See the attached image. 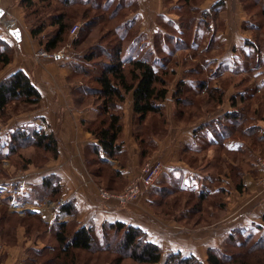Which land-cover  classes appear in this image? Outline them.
Returning <instances> with one entry per match:
<instances>
[{
    "label": "crops",
    "instance_id": "obj_1",
    "mask_svg": "<svg viewBox=\"0 0 264 264\" xmlns=\"http://www.w3.org/2000/svg\"><path fill=\"white\" fill-rule=\"evenodd\" d=\"M20 2L0 0V8L9 15L18 13L22 25L19 43L0 31L15 48L0 80L18 70L31 78L42 95L40 107L14 115L12 121L18 127L43 128L59 143L57 159L25 171L29 195L70 199L71 209L61 221L72 232L106 222L139 227L162 248L164 259L181 253L207 264L208 250L221 248L232 235L264 236L263 172L257 166L264 159V0H105L112 11L132 12L123 25H131L139 14L143 18L133 39L129 34L134 28L128 29L125 40H132L124 48L125 57L149 52L157 68L170 73L163 117L149 115L136 124L133 94L126 96L120 107L122 153L115 160L102 150L95 152L99 142L87 127L100 118L101 102L85 89L92 84L77 69L94 70L92 62L82 61L87 52L82 46L89 49L99 40L73 48L65 59L37 61L33 52L43 46L30 35ZM52 33L46 30L42 37ZM7 131L0 125V147ZM158 158L165 163L163 175L135 202L121 205L101 196L100 189L120 193L148 160ZM47 176L57 187L54 192L43 189ZM156 189L174 192L159 213L152 203L158 198ZM201 193L219 204L206 210L205 200L199 211ZM174 205L176 216L170 213ZM56 225L37 214L13 213L0 200V264H52ZM78 253V264H95L87 252ZM107 261L102 255L99 263Z\"/></svg>",
    "mask_w": 264,
    "mask_h": 264
},
{
    "label": "trees",
    "instance_id": "obj_2",
    "mask_svg": "<svg viewBox=\"0 0 264 264\" xmlns=\"http://www.w3.org/2000/svg\"><path fill=\"white\" fill-rule=\"evenodd\" d=\"M90 1L62 0L64 11L52 14L48 24L46 20H42V14L46 8L53 5V0H21L20 5L24 9L32 38L39 40L47 52L54 53L70 42L71 30L75 25L81 26L78 38L71 41L72 47L77 49L82 43L95 40L96 38L92 36L93 31L105 21H112L116 17L118 13L116 10L111 14L106 11L109 10L108 2L103 6L104 12L93 13V9L98 11L102 6H99V2L93 5ZM91 4L92 8H90ZM84 5H89V8L84 10L76 8L71 11L74 9L71 8L72 6ZM48 27L55 28V31L43 38L42 35ZM114 34L108 46L103 48L100 54L93 52L96 45H91L82 57L85 63L92 62L93 71L83 66L77 68L80 69L79 73L84 78H88L89 83L92 84L85 89L91 92L93 98L101 102L100 118L87 127L99 142L95 152L98 155L102 150L113 160L122 153L120 141L123 124L120 107L124 104L126 96L133 94V114L136 124L144 123L149 115L163 117V102L169 96L170 78L168 71L157 68L156 61L151 60L149 52L143 57H125L123 42L127 37V31ZM105 37H100L99 42ZM14 51L12 43L0 37V70L12 62ZM176 94L173 96L177 97ZM41 100L40 91L22 70L0 80V119L6 117L13 104H22L37 110ZM7 136L3 147H0V174L4 172L1 169L3 160H11L13 156L20 158L23 168H29L31 165L42 168L51 159L58 158V140L54 134L43 128L20 126ZM28 149H34L42 155L40 163L25 159L21 152ZM143 157H146L145 152ZM52 176L44 178V190L54 192L57 188L50 184ZM154 192H158V195L156 194L158 198L152 203L159 213L160 205L165 203L174 192L164 189H156ZM36 194L38 196L39 192ZM28 197L37 199L31 195ZM207 197V193L205 195L201 193L199 196L200 202L197 204L199 211L203 208L202 203ZM70 209L71 205L66 210L70 211ZM54 233L58 246L55 255L49 261L52 264H78L79 251L87 252L90 260H96L95 264H100L102 255L108 259L105 264H205L195 256L184 257L181 253H171L164 259L162 248L150 241L143 229L123 222H106L100 228L81 227L74 232L68 229L66 223L58 222ZM207 264H264V236L247 234L243 239H236L232 235L221 248L208 250Z\"/></svg>",
    "mask_w": 264,
    "mask_h": 264
},
{
    "label": "built area",
    "instance_id": "obj_3",
    "mask_svg": "<svg viewBox=\"0 0 264 264\" xmlns=\"http://www.w3.org/2000/svg\"><path fill=\"white\" fill-rule=\"evenodd\" d=\"M80 25L77 24L71 30V40L65 46L54 53H49L44 47L33 52L32 57L39 61L43 59L60 60L66 58V53L72 47V40L78 38ZM258 168L263 172L261 186L264 190V159L257 161ZM164 172V164L159 159L146 162L138 178L131 182L123 192L113 193L105 189H100L101 196L106 200H115L121 205L135 202L144 193L150 191L159 182ZM30 175L23 173L15 178L0 179V200L4 202L8 210L19 215L31 213L41 216L50 224L61 221V216L71 205L70 199L65 197L51 198L43 196L41 199H31L28 197L30 191Z\"/></svg>",
    "mask_w": 264,
    "mask_h": 264
},
{
    "label": "rangeland",
    "instance_id": "obj_4",
    "mask_svg": "<svg viewBox=\"0 0 264 264\" xmlns=\"http://www.w3.org/2000/svg\"><path fill=\"white\" fill-rule=\"evenodd\" d=\"M97 2H99V6H102V7L98 11L93 9L92 12L93 13H98V14L104 12L103 11V6L105 4V0H91L90 1V3H92L93 5H96ZM110 3L109 2L107 3V8H109V10H106L107 12H109V14L113 13L112 12L113 6L110 5ZM92 4L90 5V8H92ZM85 6L86 5L77 6L74 9H71V11L75 10L76 8L84 10ZM62 11H64L62 0H56L55 5H52V6L48 7V8H46L44 13L42 14V18H43L42 20H46L45 22H46V24H48V23H50L49 18H50V16L52 14L60 13ZM129 13H132V12H118L116 17L112 21H109V20L105 21L104 23H102L100 26H98L93 31L92 36H94L98 40H99L100 37H103V36L105 37L106 36L100 42L97 41L95 43L96 46L94 45L95 46L94 50L92 49L93 52H98L100 54L102 49L106 48L108 46V44L110 43V41L113 38L112 34H114V33H115L114 35H118V34H121V32H123V31H127V35H128V31H129L128 29H129L130 26H132L134 28V31L132 30V32H130L129 38L133 39L134 36L137 33L141 32L140 24H142L143 18H142V16L140 14L135 16V17L132 16L133 19H132L131 25H128V23H127V25L121 24L125 20L126 17L127 18L130 17V16H128ZM18 15H19L18 13H16V14L12 13L11 15H9V12H5V15L0 19V31H3L6 34V36L11 37L12 39H13V37L11 36V34H9V29H14V28H18V27L22 26L21 23L18 20ZM23 20H24V23L26 25H28V21L26 20L25 13H24V16H23ZM53 29L55 30V28H53V27H48L47 31L52 33V31H54ZM132 39H126L123 42L124 48H126L128 46V43H130V41ZM97 46H100V47H97ZM101 46H102V48H101ZM82 48H83V50H87L88 51V49H85L84 46H82ZM73 50H74L73 47H71L68 50V52L66 53V56H72L71 53L73 52ZM100 60L101 59H99V61ZM102 60H104V58ZM89 68H90V66H89ZM32 110H33L32 108H27V107H25L22 104H17V105L13 104V105L10 106V109H9L6 117L3 118V119H0V125H4L5 127H8V131L7 132L10 133V132H12V129L15 130L16 128H18V124H16V123L14 124V122L12 121L13 116L14 115L18 116L19 114L20 115L21 114L24 115L25 113L32 112ZM21 154H23V156H25L26 160H30L31 159L35 163H40L41 159H42V157H41L42 155L38 151H36L34 149L24 150V151L21 152ZM158 159L160 161H162L164 166H165L164 161L162 159H160V158H158ZM148 161H151V160H148ZM1 169L4 172L2 174H0V179H11V178L17 177L20 174L25 173V171L27 169H29V168L28 167L23 168V163H21L20 158L18 156H13L11 158V160H9V162L6 163V166L2 164V168ZM260 184H261V182H260ZM123 191H121V192H123ZM113 193H115V192H113ZM219 202H220V200L219 201H216V200L212 201V200H208L207 199V202H204V206H205V208L207 210V207L210 204L211 205L212 204L216 205V204H219ZM191 204L194 205V203H191ZM176 208H177V205H174V208L170 211V213H172L175 216H176V214H175ZM28 215H31V214H28ZM206 215H208L207 212H205V214H203V213L201 214L202 217H205ZM180 216H183V213H181Z\"/></svg>",
    "mask_w": 264,
    "mask_h": 264
},
{
    "label": "water",
    "instance_id": "obj_5",
    "mask_svg": "<svg viewBox=\"0 0 264 264\" xmlns=\"http://www.w3.org/2000/svg\"><path fill=\"white\" fill-rule=\"evenodd\" d=\"M0 13H2V15H0V19H1L5 15V11L0 8ZM9 32H10L11 36L16 40V42L19 43L22 41V32L19 28L10 29ZM16 33H18V35H16Z\"/></svg>",
    "mask_w": 264,
    "mask_h": 264
},
{
    "label": "snow or ice",
    "instance_id": "obj_6",
    "mask_svg": "<svg viewBox=\"0 0 264 264\" xmlns=\"http://www.w3.org/2000/svg\"><path fill=\"white\" fill-rule=\"evenodd\" d=\"M0 15H2V13H0ZM16 35H18V33H16Z\"/></svg>",
    "mask_w": 264,
    "mask_h": 264
}]
</instances>
